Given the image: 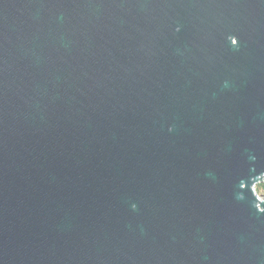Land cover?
I'll return each mask as SVG.
<instances>
[{"label": "water", "instance_id": "obj_1", "mask_svg": "<svg viewBox=\"0 0 264 264\" xmlns=\"http://www.w3.org/2000/svg\"><path fill=\"white\" fill-rule=\"evenodd\" d=\"M264 0H0V264H264Z\"/></svg>", "mask_w": 264, "mask_h": 264}, {"label": "flooded vegetation", "instance_id": "obj_2", "mask_svg": "<svg viewBox=\"0 0 264 264\" xmlns=\"http://www.w3.org/2000/svg\"><path fill=\"white\" fill-rule=\"evenodd\" d=\"M258 185V190L255 188L256 193L260 199H264V177L261 181L256 183Z\"/></svg>", "mask_w": 264, "mask_h": 264}, {"label": "rangeland", "instance_id": "obj_3", "mask_svg": "<svg viewBox=\"0 0 264 264\" xmlns=\"http://www.w3.org/2000/svg\"><path fill=\"white\" fill-rule=\"evenodd\" d=\"M255 188L258 190V185L257 184L255 185Z\"/></svg>", "mask_w": 264, "mask_h": 264}]
</instances>
